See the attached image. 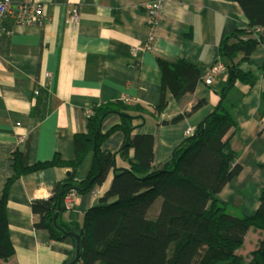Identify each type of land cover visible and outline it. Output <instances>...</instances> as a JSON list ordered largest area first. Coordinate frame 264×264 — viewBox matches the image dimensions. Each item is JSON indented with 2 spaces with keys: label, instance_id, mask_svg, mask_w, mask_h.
<instances>
[{
  "label": "crops",
  "instance_id": "obj_1",
  "mask_svg": "<svg viewBox=\"0 0 264 264\" xmlns=\"http://www.w3.org/2000/svg\"><path fill=\"white\" fill-rule=\"evenodd\" d=\"M34 1L44 7L43 22H18L10 15L0 29V197L15 173L16 151L23 153L26 164L51 159L57 152L74 158V134L87 129L95 102L130 95L159 103L164 78L159 55L172 59L184 56L203 68L194 90L179 98L168 92L170 103L160 119L152 115L134 119L140 130L156 135L155 162L171 158L188 130H194L220 104L224 73L213 83L206 77L219 59L224 60L219 52L223 36L249 23L238 0H166L163 19L156 27L150 25L147 7L152 0ZM74 4L81 10L78 21L70 18ZM260 30L264 32V27ZM153 33L156 48L145 49L143 44ZM252 58L264 64V43L258 45ZM260 73L258 83L251 86L239 82L228 98L238 119L231 140L242 170L224 186L220 196L235 214L255 212L264 189V72ZM199 98L207 102L190 116L161 122L163 117L171 119L190 109ZM121 119V113H110L103 128L107 130ZM125 139V131L116 130L104 147L118 151ZM92 162L93 153L80 167L78 178L88 174ZM118 163L124 165L126 161L119 156ZM68 174L67 167L48 166L27 172L12 184L8 212L17 262L66 264L73 258L77 248L74 239H53L49 228L36 226L38 217L32 209L34 198L51 196L58 181ZM114 176L112 169L99 185V192L79 195L65 218L82 222L86 211L100 203ZM263 234L262 229L251 227L246 236L250 245L240 251L249 254Z\"/></svg>",
  "mask_w": 264,
  "mask_h": 264
},
{
  "label": "trees",
  "instance_id": "obj_2",
  "mask_svg": "<svg viewBox=\"0 0 264 264\" xmlns=\"http://www.w3.org/2000/svg\"><path fill=\"white\" fill-rule=\"evenodd\" d=\"M238 1L249 23L228 31L220 42L219 52L227 65L220 104L176 146L171 158L155 162L156 135L140 130L134 119L146 115L160 119L170 103L168 92L179 98L196 88L203 68L184 56L172 59L159 55L164 72L159 103H130L125 98L95 102L87 129L74 134V158L57 152L51 159L26 164L23 153L16 151L15 173L0 197V264H21L14 258L16 244L10 231L12 184L27 172L55 165L69 168L70 173L58 181L51 196L32 200L36 226L49 228L53 239L72 237L76 244L78 239L70 232L81 233L80 264H193L202 247L197 264H264V234L249 254L240 251L251 227L264 233V189L253 213L231 212L220 196L224 186L242 170L231 140L238 119L228 105L229 94L239 82L255 85L264 72V64L252 58L258 45L264 43L260 30L264 27V0ZM206 102V98H199L190 109L171 119L163 117L161 122L179 121ZM261 106L264 111V86ZM113 112L121 113L122 119L105 130L103 121ZM119 129L126 133L124 144L118 151L105 148L106 140ZM91 153L88 174L78 178ZM119 156L126 164L118 163ZM112 169V185L100 203L86 211L82 222L66 219L67 193L75 188L80 193L93 190L106 181ZM74 253L73 258L76 250Z\"/></svg>",
  "mask_w": 264,
  "mask_h": 264
},
{
  "label": "built area",
  "instance_id": "obj_3",
  "mask_svg": "<svg viewBox=\"0 0 264 264\" xmlns=\"http://www.w3.org/2000/svg\"><path fill=\"white\" fill-rule=\"evenodd\" d=\"M165 2L166 0H152L147 3V7L150 12V18H149L150 25L152 27H156L161 23L165 11ZM70 12H71L70 18L72 21L80 20L81 10L77 4L72 5ZM10 15L13 16L16 19V21L26 22V23L43 22L46 19L43 5L38 4L34 0H22V1L0 0V29L4 26L5 19ZM8 29L10 32L11 29L10 28ZM258 31L259 28H256L255 34H259ZM154 37L155 35L153 33L151 35V39L143 44V47L145 49L153 50L156 48L155 42L153 40ZM226 67H227L226 62L223 59H219L209 71L206 77V81L208 83H213V81L218 75L225 72ZM49 74H51V72H49ZM123 98H125L130 103H134L138 101L136 98L131 97L130 95H124ZM262 125L264 128V118ZM193 132H194L193 129L188 130V134ZM94 189L95 191L99 192V186H96ZM76 195H77L76 190H72L71 192H69L66 195V203L70 205L71 201H73V198L77 197Z\"/></svg>",
  "mask_w": 264,
  "mask_h": 264
},
{
  "label": "rangeland",
  "instance_id": "obj_4",
  "mask_svg": "<svg viewBox=\"0 0 264 264\" xmlns=\"http://www.w3.org/2000/svg\"><path fill=\"white\" fill-rule=\"evenodd\" d=\"M80 18H81V16H80ZM258 35V34H257ZM262 124H263V120H262ZM262 127H263V125H262ZM72 190H76L77 191V197L79 196V195H81L82 193H80V191H78L76 188L75 189H72ZM72 190H70L69 192H71ZM93 190H95V189H93ZM68 192V193H69ZM67 193V194H68ZM77 197L76 198H73V201H71V203H70V205H68V208L70 209V208H73V205H74V203H75V201L77 200ZM78 242V241H77ZM249 245H250V242H249V240L244 244V246H243V248L245 249L246 247H249ZM203 248L204 247H202V249L198 252V254H197V256H196V258H195V260H194V262H193V264H197V262L199 261V259L201 258V256H202V254H203ZM76 255H77V248H76ZM76 255H75V257H76ZM1 259L2 258H0V261H1ZM74 259V258H73ZM250 260V256L249 255H246V261H249ZM70 261H72V259L70 260ZM69 261V262H70ZM80 261L81 260H78L76 263H78V264H80ZM76 263H74V264H76Z\"/></svg>",
  "mask_w": 264,
  "mask_h": 264
},
{
  "label": "water",
  "instance_id": "obj_5",
  "mask_svg": "<svg viewBox=\"0 0 264 264\" xmlns=\"http://www.w3.org/2000/svg\"><path fill=\"white\" fill-rule=\"evenodd\" d=\"M70 173V171H69ZM61 205V204H60ZM59 212L57 213L56 217L58 216ZM72 235H75L78 239L77 242V255L74 259H72V261H70L68 264H74L76 263L80 257H81V245H82V237H81V233L77 232V231H71L70 232Z\"/></svg>",
  "mask_w": 264,
  "mask_h": 264
}]
</instances>
